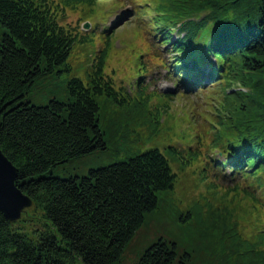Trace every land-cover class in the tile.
<instances>
[{
	"label": "trees",
	"instance_id": "obj_1",
	"mask_svg": "<svg viewBox=\"0 0 264 264\" xmlns=\"http://www.w3.org/2000/svg\"><path fill=\"white\" fill-rule=\"evenodd\" d=\"M94 1L0 0V150L18 170L17 187L32 199L17 221L0 210V264H121L145 214L157 208L159 193L174 188L176 175L158 149L82 177L52 174L71 159L106 148L95 96L119 101L104 76L105 46L91 86L72 78L67 102L34 105L26 99L40 75L67 68L79 38L62 23L66 11ZM175 1L185 14L203 15L198 26H178V38L169 28L158 32L174 53L173 75L184 88L179 96L190 98L187 90L202 92L207 82L216 87L207 93L214 138L206 162L223 177L226 194L253 197L238 182L229 188L228 180L238 178L264 193V0H232L231 17L223 15V0ZM208 29H216L210 41L195 43ZM235 213L223 204L228 236L239 232ZM186 257L177 261L176 244L158 239L134 264H186Z\"/></svg>",
	"mask_w": 264,
	"mask_h": 264
},
{
	"label": "rangeland",
	"instance_id": "obj_2",
	"mask_svg": "<svg viewBox=\"0 0 264 264\" xmlns=\"http://www.w3.org/2000/svg\"><path fill=\"white\" fill-rule=\"evenodd\" d=\"M231 2L223 0V15H234L233 4L227 5ZM94 3L66 11L62 23L74 27L79 38L71 48L67 68L58 65L40 75L26 99L34 105H46L52 99L67 102V86L72 78L91 86L90 75L105 46L104 76L113 81L119 101L104 94L95 96L106 148L71 159L55 167L52 174L82 177L90 169L158 149L176 175L174 188L159 193L157 208L145 214L121 264H134L158 239L176 244L177 261L187 253L186 264H264V193L257 185L248 188L238 178L228 180L229 188L238 182L241 188L252 191L253 197L236 191L226 194L223 177L214 176L216 170L206 162L213 153L208 144L214 138L207 93H215L216 87L205 82L202 92L187 90L190 98L179 96L184 88L173 75L174 53L169 50L170 44L162 45L159 39V29L169 28L178 38V26L188 21L198 26L203 15L185 14L175 0ZM107 29L112 32L107 33ZM213 31L216 29H208L207 36L195 43L205 45ZM223 204L236 212V235L224 232Z\"/></svg>",
	"mask_w": 264,
	"mask_h": 264
},
{
	"label": "water",
	"instance_id": "obj_3",
	"mask_svg": "<svg viewBox=\"0 0 264 264\" xmlns=\"http://www.w3.org/2000/svg\"><path fill=\"white\" fill-rule=\"evenodd\" d=\"M89 25L84 24L87 29ZM18 170L0 150V210L10 221L21 219L32 206V199L16 185Z\"/></svg>",
	"mask_w": 264,
	"mask_h": 264
}]
</instances>
